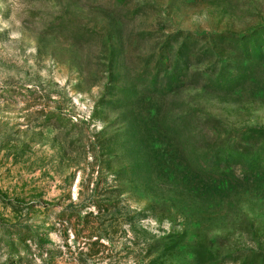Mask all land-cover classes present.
I'll return each instance as SVG.
<instances>
[{"label": "rangeland", "instance_id": "obj_1", "mask_svg": "<svg viewBox=\"0 0 264 264\" xmlns=\"http://www.w3.org/2000/svg\"><path fill=\"white\" fill-rule=\"evenodd\" d=\"M226 145L264 147V0H0V264L264 253Z\"/></svg>", "mask_w": 264, "mask_h": 264}, {"label": "trees", "instance_id": "obj_2", "mask_svg": "<svg viewBox=\"0 0 264 264\" xmlns=\"http://www.w3.org/2000/svg\"><path fill=\"white\" fill-rule=\"evenodd\" d=\"M220 149L218 153H222V158L226 163L239 162L250 170H256L264 161V147L254 149L246 147V152H240L229 145H226L223 150L222 147ZM218 264H264V253L253 250L238 251L224 256Z\"/></svg>", "mask_w": 264, "mask_h": 264}]
</instances>
